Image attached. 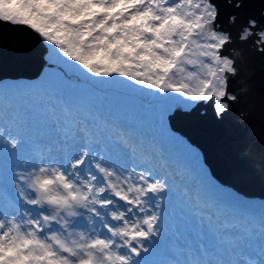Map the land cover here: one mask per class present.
I'll return each instance as SVG.
<instances>
[{"label":"snow or ice","instance_id":"1","mask_svg":"<svg viewBox=\"0 0 264 264\" xmlns=\"http://www.w3.org/2000/svg\"><path fill=\"white\" fill-rule=\"evenodd\" d=\"M5 33L0 264H264V0H0Z\"/></svg>","mask_w":264,"mask_h":264},{"label":"water","instance_id":"2","mask_svg":"<svg viewBox=\"0 0 264 264\" xmlns=\"http://www.w3.org/2000/svg\"><path fill=\"white\" fill-rule=\"evenodd\" d=\"M0 67L9 76H16L20 73L30 75L27 68L18 65L17 53L11 35L5 33L4 39L0 41ZM252 83L254 85L255 102L257 110L264 102V65L259 61L252 70ZM185 129L205 150L211 162L217 167L224 169L226 162L230 159L226 149V142L231 134V128L225 124L214 123L210 118H201L198 114H193L184 122ZM243 147V146H242ZM258 147V145H257ZM251 191L259 194L261 188L259 184H252Z\"/></svg>","mask_w":264,"mask_h":264}]
</instances>
